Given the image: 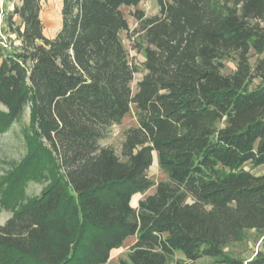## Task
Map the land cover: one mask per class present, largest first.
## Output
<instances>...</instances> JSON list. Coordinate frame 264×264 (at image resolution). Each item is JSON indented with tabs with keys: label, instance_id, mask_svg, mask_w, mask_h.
<instances>
[{
	"label": "trees",
	"instance_id": "trees-1",
	"mask_svg": "<svg viewBox=\"0 0 264 264\" xmlns=\"http://www.w3.org/2000/svg\"><path fill=\"white\" fill-rule=\"evenodd\" d=\"M157 2V14H134L141 69L121 38V7L140 0H61L51 38L42 0L5 15L19 45L0 59V132L27 105L34 131L0 178V202L13 208L0 264H107L130 236L120 264H264V251L249 263L222 258L244 231L264 234V174L246 168L264 166V0ZM131 105L137 124L120 157L99 141ZM154 152L167 175L157 183L147 174ZM46 178L19 202L27 181Z\"/></svg>",
	"mask_w": 264,
	"mask_h": 264
},
{
	"label": "rangeland",
	"instance_id": "rangeland-1",
	"mask_svg": "<svg viewBox=\"0 0 264 264\" xmlns=\"http://www.w3.org/2000/svg\"><path fill=\"white\" fill-rule=\"evenodd\" d=\"M20 0H0V59L5 50H14L19 45V40L15 34L11 33L5 23V15L13 9L14 4H18ZM61 0H42L41 18L43 21L44 35L51 38L60 28L61 24ZM121 11L128 22V30L122 32L121 38L125 48L128 51L129 59L133 65L142 68L144 57L137 46V28L138 21L135 18L136 11H142L145 16H152L158 13L159 6L157 0H140V3L133 7L122 6ZM236 67L234 60H226L224 73L232 72ZM143 73H135L131 83L132 91H135L136 83L141 79ZM256 82V81H255ZM136 116L134 106L131 105L130 111L121 119L120 123L112 124L106 133V136L99 141L100 145L111 147L115 153L121 157V149L124 141L125 131L136 126ZM34 120L31 115V106L27 105L22 115L15 120L7 130L0 132V178L9 174L29 152L28 137L33 134ZM246 168L251 169L253 173L264 174V166L253 167L249 164ZM47 173V172H46ZM48 174V173H47ZM150 179L157 183L167 179V175L160 169L157 160V154L153 153V162L147 170ZM49 184V179L29 180L23 187L24 195L18 197L19 202L24 199L32 198L38 194ZM152 186L144 194H135L130 204L136 207L138 200L144 195L154 191ZM2 193H0V198ZM13 213L12 207H4L0 202V225H2ZM135 237L126 238L120 248L113 249L110 252L107 264H120L121 260L126 259L129 247L134 243ZM264 251V234L255 230H246L242 239L233 242L223 249L222 258H235L249 263L258 252ZM176 256H180L179 253ZM193 264H226L221 258L202 257Z\"/></svg>",
	"mask_w": 264,
	"mask_h": 264
}]
</instances>
